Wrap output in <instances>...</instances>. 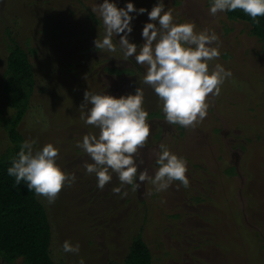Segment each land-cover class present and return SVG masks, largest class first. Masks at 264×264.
Masks as SVG:
<instances>
[{
    "label": "rangeland",
    "instance_id": "obj_1",
    "mask_svg": "<svg viewBox=\"0 0 264 264\" xmlns=\"http://www.w3.org/2000/svg\"><path fill=\"white\" fill-rule=\"evenodd\" d=\"M110 2L120 8L131 2L150 12L159 0ZM163 2L174 23H193L197 33L207 30L218 36L212 46L220 56L209 62V69L220 64L232 73L220 95L210 97L208 115L195 128L166 122L162 101L142 84L145 67L134 56L124 61L119 36L113 37L118 50L112 56L86 47L103 38L102 22L92 12L103 0H0V80L11 39L28 53L35 51L30 61L36 89L19 131L26 141H35L34 152L52 143L59 149V167L76 177L54 203L38 197L52 227L55 264H78L81 258L85 264H123L138 235L150 248L153 264H264V46L248 24L229 20L226 11L211 16V0ZM90 14L98 21L92 31ZM130 15L129 40L139 47L145 43L143 27L152 21L147 12ZM107 69L133 73L111 75ZM77 73L82 79L76 80ZM138 87L151 128L147 145L135 157L138 174L147 169L154 177L159 146L165 144L187 161V188L177 181L155 193L145 182L133 192L110 170L112 180L101 190L95 174H87L83 166L92 161L77 143L84 135H99V129L81 119L85 91L118 98L135 94ZM5 98L0 86V117L10 118L14 111ZM10 146L0 124V157ZM116 187L120 194L112 191ZM65 241L79 244V254L63 252Z\"/></svg>",
    "mask_w": 264,
    "mask_h": 264
},
{
    "label": "clouds",
    "instance_id": "obj_2",
    "mask_svg": "<svg viewBox=\"0 0 264 264\" xmlns=\"http://www.w3.org/2000/svg\"><path fill=\"white\" fill-rule=\"evenodd\" d=\"M237 9L243 10L258 25V17H264V0H211L209 14L216 16L220 12ZM92 12L104 29L103 38L94 41L95 48L115 54L118 49L113 37H120L119 49L124 61L134 56L136 64L145 67L142 84L150 86L162 101V112L168 124L195 128L207 117L210 97H218L225 80L232 76L231 71L220 64L211 71L209 69V62L220 56L218 48L212 46L218 41L215 33L208 34L207 30L197 33L193 23H174L172 12L165 10L163 0H159L150 12L146 8L137 10L131 2L120 8L110 0H103L92 8ZM133 12L138 15L147 12L152 21L144 25L142 37L145 43L139 47L129 40L134 19L130 13ZM143 101L141 87L135 94L118 98L94 94L89 90L84 93L79 106L81 119L86 125L99 129V135H84L76 146L91 158L92 163L85 162L83 166L87 174H95L97 187L101 190L112 180L110 170L118 175L121 185H130L133 192L145 182L154 186L155 193L166 191L177 181L184 188L189 187L187 161L172 153L165 144L159 146L158 168L154 177L147 169L138 174L135 157L147 145L151 133L149 113L144 109ZM34 143L24 141L21 144L7 172L15 178L16 185L23 182L29 191L52 204L65 186L75 182L76 177L59 167V149L52 143L35 152ZM137 175L139 182H136ZM112 191L120 194L121 188L116 187ZM122 195L126 197L127 191ZM62 250L78 255L80 245L73 246L65 241ZM78 264H85L84 259L81 258Z\"/></svg>",
    "mask_w": 264,
    "mask_h": 264
},
{
    "label": "trees",
    "instance_id": "obj_3",
    "mask_svg": "<svg viewBox=\"0 0 264 264\" xmlns=\"http://www.w3.org/2000/svg\"><path fill=\"white\" fill-rule=\"evenodd\" d=\"M226 15L231 21L248 24L251 27V35L264 46V17H258L260 23L257 25L240 9L226 11ZM88 16L92 23L88 31H92L94 26L98 25V21L92 14ZM79 37L81 35L77 36ZM94 41L84 44L91 50L100 51L95 48ZM11 44L12 47L7 48L3 57V78L0 80L7 106L14 111L10 118L0 117V124L6 130L12 145L0 157V261L5 264H17L18 261H21V264H55L50 253L52 227L46 209L38 201V196L28 190L26 184L22 182L16 185L15 178L9 176L7 172L12 158L18 154L21 144L26 141L19 128L30 110L31 99L36 89V72L30 61V55L35 51L29 50L28 53L12 39ZM73 67L74 65L70 66L71 70ZM107 72L118 76L133 73L130 70L118 69H107ZM82 77L77 73L75 78L78 80ZM151 115L160 117L159 113ZM123 264H153L151 250L142 239V235L132 239Z\"/></svg>",
    "mask_w": 264,
    "mask_h": 264
}]
</instances>
